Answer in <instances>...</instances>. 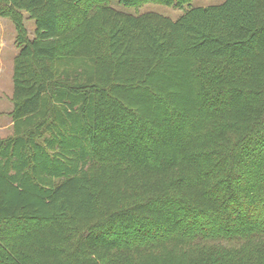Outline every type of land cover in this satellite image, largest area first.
<instances>
[{"label":"trees","instance_id":"trees-1","mask_svg":"<svg viewBox=\"0 0 264 264\" xmlns=\"http://www.w3.org/2000/svg\"><path fill=\"white\" fill-rule=\"evenodd\" d=\"M150 2L192 0L119 1ZM0 16L20 49L0 264H264V0L176 20L0 0Z\"/></svg>","mask_w":264,"mask_h":264},{"label":"rangeland","instance_id":"rangeland-1","mask_svg":"<svg viewBox=\"0 0 264 264\" xmlns=\"http://www.w3.org/2000/svg\"><path fill=\"white\" fill-rule=\"evenodd\" d=\"M119 1L120 0H108L112 7L123 12L142 14L153 11L176 20L184 13V10L190 6H213L222 4L225 0H192L191 4L186 5L183 9L153 2L146 3L137 8H127L122 6ZM24 16L25 26L29 36L33 38L36 28L35 21L31 20L27 13H24ZM19 50L17 30L13 21L10 18L0 16V140L14 134V123L10 114L14 108V64ZM221 243L228 244L229 242L222 240Z\"/></svg>","mask_w":264,"mask_h":264}]
</instances>
